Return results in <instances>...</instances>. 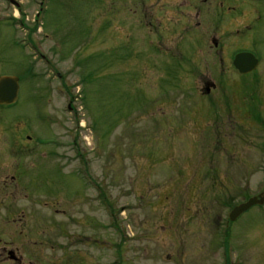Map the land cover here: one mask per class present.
<instances>
[{
  "label": "rangeland",
  "instance_id": "1",
  "mask_svg": "<svg viewBox=\"0 0 264 264\" xmlns=\"http://www.w3.org/2000/svg\"><path fill=\"white\" fill-rule=\"evenodd\" d=\"M15 1V25L0 23V75L18 76L19 93L0 109V149L6 138L17 146L15 157L0 158V174L20 184L15 213L49 233L32 263L218 261L230 209L264 188V23L247 36L218 30L226 48L244 46L262 60L241 78L227 63L219 75L217 58L219 70H205L212 36L201 18L166 39L174 8L156 25L163 0ZM251 37L259 41L250 46ZM207 80L219 88L205 94ZM79 170L97 187L91 212L73 206L85 186ZM20 182L35 192L25 194ZM88 211L94 229L83 221ZM228 229L244 249L250 235L246 264H264V206Z\"/></svg>",
  "mask_w": 264,
  "mask_h": 264
},
{
  "label": "flooded vegetation",
  "instance_id": "2",
  "mask_svg": "<svg viewBox=\"0 0 264 264\" xmlns=\"http://www.w3.org/2000/svg\"><path fill=\"white\" fill-rule=\"evenodd\" d=\"M2 1L8 5L5 6V9L8 10L9 16L7 19H5L4 22H1L0 19V23L6 27L7 26L11 27L15 23V16L12 14V12H14L15 6L12 0H0V2ZM141 1L143 4L147 0H141ZM163 1L166 6L164 5V8H162V6L160 5V7H158L159 10H156L155 13V16H157V18L155 19L156 25L159 26L161 22L166 23L162 21V19L165 17L163 15V13L165 12L163 11L169 9V7L167 6L172 5L171 8H174V11L172 13L173 17H170L171 21L167 22L168 27L166 28H169L171 32H169V35L166 36V39H169L171 35H175L174 33H172V29L176 28L177 26L179 27L180 30L182 29L181 26H183V28L187 30L189 28V25H192L191 22L193 23V21L196 22V26L200 25L201 22L198 21L199 18H201L202 21L209 24L210 34L212 37L209 38V36L206 35L207 36L206 41L209 40V42H207L209 50L206 53V56L210 55L213 57V59H211L206 64L205 70H207V72L211 67H212L211 70H214L212 72L219 70L217 67H215L217 61L215 60V58H217L221 70L220 73H218L220 75L222 72H224V70L222 71L221 69V65L227 63L230 66H232L233 57L240 52L252 53L255 56V58L258 60V65L255 72L257 73L260 70L262 60L259 56L255 54L253 50L247 47L244 48V46H242L241 49H238L236 52H234L231 50L232 48L230 49L226 48L225 45L226 43L223 41L224 39L221 37L222 35H220L219 37L217 34H218V30L220 29L221 30L225 29L227 32H229L230 30H235V34L237 36H244V35L247 36L248 33H252L255 27L254 24H257L258 22L264 23V17H263L264 0H163ZM160 2H162V0H154L153 5H157ZM156 8L157 7H155V9ZM246 16H248L249 19L245 23V26L243 28L244 31L240 32L241 31L239 29V26L241 24L240 20L244 19ZM252 17H254V21H255L254 23H252L251 21ZM142 21L144 24L143 17H142ZM149 26L152 27L151 22L147 24V27ZM206 41H203L204 44ZM244 41L240 40V42L243 43ZM248 41L251 46L253 45L254 42H258L259 40L256 37H251ZM226 57H228V59H226ZM215 82L216 81H208V80L204 81L203 89L219 88V85ZM1 136L2 135L0 134V137ZM13 138L10 139L6 138L4 143V149L2 150L0 149V158L16 156L14 148L17 145L15 144V140ZM28 139L29 138L26 137V140ZM1 145L2 143L0 139V147ZM23 147L25 148V146ZM24 152L27 154L30 153L28 152V150H25ZM56 168L58 170H61V168L58 167ZM81 170L75 172H79L83 176V178L85 179V186L83 187L82 198L75 199L74 200L75 203L73 204V206H78L76 209L77 212L80 209L81 212H85L86 210L82 209L81 207L86 205L89 207L91 212L93 211V207L95 206L97 199V192H96L97 187L96 184H94V182L91 181L92 179H89V177L86 176L85 172ZM8 178L10 179L9 182H7ZM16 179H17L16 175H9L8 177L7 175L3 176L0 174V195L4 196V197H0V264H33L31 258L29 257L30 253L35 252L37 249H41L47 246L49 242L47 235L49 233L46 232L44 229H42L43 227H45V223L34 219L35 217L33 218L32 215L29 216L27 214H24V212H22L23 210H21V215H17L15 213V208L13 207V204L15 203L16 200V194H14L12 191L17 192L18 186H20V184L16 182ZM22 184L23 183H21V185ZM28 187L29 184L27 186L22 185L23 190L26 191L25 194H28L29 191L32 192L33 194L35 191L29 189ZM9 190L11 192L8 193ZM210 191L213 192V188ZM36 193H43L47 196H50L48 192H36ZM99 197L100 198L103 197V194L100 195ZM5 200L7 201L8 206L3 202L4 212L1 213V207H2L1 202ZM59 201L60 198H58L57 201L54 202L58 203ZM64 212L66 211L64 210L59 211L55 209V213L57 214ZM90 212L88 211L89 215L85 216L83 221L87 220L86 222L88 228L89 226H91L94 229L95 219H90V216L91 218L93 216L91 215ZM74 222L77 225L82 224L81 223L82 221L80 222L78 218L77 220H74ZM225 224H226L225 229L222 231V235H221V237L223 238L222 245L220 247L221 251L218 252L220 259L216 262H211V264H246L247 263L246 261L249 258L247 253L248 251L247 247L251 248L253 246V242L249 240L250 235L247 236L248 244L247 247L244 246L245 247L244 249L243 245L240 242L241 235L239 234V232L237 230H231V229L229 230L228 227L230 224H228L227 222H225ZM33 227H36V230H33ZM89 241H91V237L89 238ZM73 262L70 263L68 262V264H79L78 262L77 263H73ZM60 263L67 264L64 261H61Z\"/></svg>",
  "mask_w": 264,
  "mask_h": 264
},
{
  "label": "water",
  "instance_id": "3",
  "mask_svg": "<svg viewBox=\"0 0 264 264\" xmlns=\"http://www.w3.org/2000/svg\"><path fill=\"white\" fill-rule=\"evenodd\" d=\"M256 59L249 53L237 54L233 59V66L240 74H248L255 70ZM18 79L16 77H0V106H9L16 102L18 97ZM208 92V89H206ZM264 204V190L257 197L250 198L246 203L235 207L229 214V220H236L243 212L253 206Z\"/></svg>",
  "mask_w": 264,
  "mask_h": 264
}]
</instances>
